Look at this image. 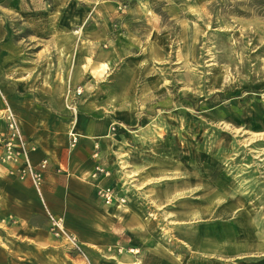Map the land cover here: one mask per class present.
<instances>
[{"label": "crops", "instance_id": "crops-1", "mask_svg": "<svg viewBox=\"0 0 264 264\" xmlns=\"http://www.w3.org/2000/svg\"><path fill=\"white\" fill-rule=\"evenodd\" d=\"M125 1L0 0V139L8 104L36 147L32 161L49 159L46 205L29 180L0 162V264H204L210 252L206 224L197 233L186 204L174 209L181 225L169 241L177 243L164 239L165 213L159 208L175 191L149 190L151 202L129 194L126 205H106L99 196L107 187L125 196L130 192L119 174V165L127 163L121 150L127 154V131L142 117L133 106L136 85L129 73L140 72L144 44L155 53L159 41L170 36L164 12L179 3L132 0L119 12ZM79 87L83 93L74 118L68 105ZM71 133L79 136L74 148ZM97 165L110 176L94 179ZM189 196L177 198L190 201ZM47 210L65 219L87 259L53 237Z\"/></svg>", "mask_w": 264, "mask_h": 264}, {"label": "rangeland", "instance_id": "rangeland-1", "mask_svg": "<svg viewBox=\"0 0 264 264\" xmlns=\"http://www.w3.org/2000/svg\"><path fill=\"white\" fill-rule=\"evenodd\" d=\"M172 1L170 36L129 73L142 122L121 150L127 197L175 191L159 208L167 242L186 204L206 224L204 264H264V0Z\"/></svg>", "mask_w": 264, "mask_h": 264}, {"label": "built area", "instance_id": "built-area-1", "mask_svg": "<svg viewBox=\"0 0 264 264\" xmlns=\"http://www.w3.org/2000/svg\"><path fill=\"white\" fill-rule=\"evenodd\" d=\"M131 2L132 0H127L124 3H121L118 8L119 12L125 11ZM82 93L83 90L81 87L75 89V96L73 98L71 97L68 105L71 115L74 118L79 112L77 99ZM3 117L6 121V132L0 139V146L2 150L0 162L8 165L11 168V172L19 179L29 180L39 194L43 203L46 205L44 199V184L45 174L49 168V159L45 158L38 164H35L32 161L31 153L36 150V147L24 136L21 123L15 112L8 104ZM111 130L115 131L116 125H112ZM70 137V146L74 148L79 141V136L75 133H71ZM94 156H98V151L94 154ZM101 176H110V171L102 165H97L92 177L97 179ZM99 196L106 205H112L115 202H118L119 205H126L128 202L127 196L121 194L116 187L101 189L99 191ZM47 215L50 223V233L53 237L66 240L67 243L70 244L72 250L87 259L79 238L77 235L68 230L65 219L63 217L56 216L49 210H47ZM123 250L124 249H120V252ZM128 250L133 253L137 252V250L133 248H129Z\"/></svg>", "mask_w": 264, "mask_h": 264}]
</instances>
